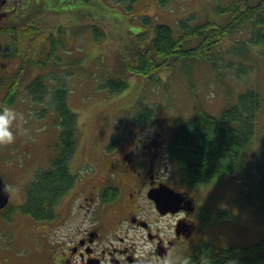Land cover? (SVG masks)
I'll return each mask as SVG.
<instances>
[{"label": "rangeland", "instance_id": "rangeland-1", "mask_svg": "<svg viewBox=\"0 0 264 264\" xmlns=\"http://www.w3.org/2000/svg\"><path fill=\"white\" fill-rule=\"evenodd\" d=\"M236 1L171 0L166 5H158L157 0H140L131 8L127 1L121 4L114 0L107 7L84 9L87 16L82 20L69 16L58 18L63 22L57 23L56 19L46 17L37 27L53 35L56 44L50 47L53 54L43 69H37L36 76L43 78L51 91L45 96L47 103H40L30 94L29 84H23L21 95L16 99L14 107L24 114L25 120L17 122L15 142L4 144L0 156V175L11 192L8 210L0 211V223L3 224V215L10 209L12 214H21L28 185L40 172L50 169L62 149L61 127L52 106L55 89L67 91L68 106L78 115V145L69 164L76 184L61 200L58 214L70 212L74 200L88 189L97 153L116 137L136 138L140 134L144 138L142 133L150 134L162 123L172 141L180 128L201 110L220 117L225 109L238 104L242 94L252 90L260 96V109L254 137L244 151L249 167L247 174L207 184L200 193L207 195L204 203L225 202L226 212L210 205L215 215L226 213L229 218L226 229L233 236L231 240H236L223 247L247 246L264 239V200L256 189L261 179L258 167L264 168V46L251 45L253 24L225 37L211 61H181L173 68L160 71L159 81L155 82L147 81L144 76H131L128 89L121 93H110L102 86L104 67L115 69L120 51L123 52L124 34L131 32L137 36L147 32L146 44L160 24L171 27L175 36L180 34L179 22L183 20H188L192 27L206 21L225 24L228 17L218 10ZM148 9L153 23H147L148 19L142 15ZM51 11L59 12L58 4ZM94 27L98 30L96 34ZM262 27L264 29V25ZM100 31H104L105 36H101ZM40 38L35 46V59L39 60ZM32 45L24 35L19 46L23 58L26 51L32 56ZM253 199L257 202L250 205ZM223 216L225 214L220 217ZM60 236L58 232L55 240ZM38 239L33 243L34 248L28 245L25 246L28 251H22L33 263L36 258L45 259L50 246L44 236L39 235Z\"/></svg>", "mask_w": 264, "mask_h": 264}, {"label": "flooded vegetation", "instance_id": "flooded-vegetation-1", "mask_svg": "<svg viewBox=\"0 0 264 264\" xmlns=\"http://www.w3.org/2000/svg\"><path fill=\"white\" fill-rule=\"evenodd\" d=\"M112 1L0 0V106L7 98H13L16 104L21 95L22 86L16 94L10 88L24 62L32 65L22 84H33L38 79L37 69H43L39 58L35 59L38 31L31 36L32 56L29 58L26 51L23 58L19 46L24 34L20 30L35 28L46 17L57 23L63 22L58 18L69 16L82 20L87 16L84 9L107 7ZM116 1H127L132 7L140 0ZM157 3L162 4L161 0ZM56 4L60 11L54 13L51 9ZM142 15L147 23H153L149 9ZM55 42L54 38L53 44H45L44 51L50 54ZM142 134L144 138L140 134L136 138L116 137L97 153L93 179L67 214H58L56 209L55 217L46 221H36L23 210L12 214L10 209L4 214L0 223V264H154L170 250L192 257L207 244L226 248L223 246L236 241L226 229V213L215 215L211 210L210 205L224 210V200L204 203L207 195L200 193L203 186L189 182L172 158L171 141L162 123L150 134ZM4 147L0 144V156ZM153 196L168 203L164 209L158 207ZM169 208L170 212L163 213ZM58 232L61 236L55 240ZM39 235L48 239L50 246L45 259L36 258L33 263L22 251H28V245L34 248Z\"/></svg>", "mask_w": 264, "mask_h": 264}, {"label": "trees", "instance_id": "trees-1", "mask_svg": "<svg viewBox=\"0 0 264 264\" xmlns=\"http://www.w3.org/2000/svg\"><path fill=\"white\" fill-rule=\"evenodd\" d=\"M168 2L161 0L162 5ZM218 13L226 15L228 22L218 24L206 21L192 27L188 20H183L179 22L181 32L178 36H175L171 27L160 24L155 27L153 37L146 44L147 33L137 36L131 32L124 34L126 43L123 52L120 51L121 55L118 50L120 56L117 66L113 70L103 66L102 86L110 93H121L128 89L131 76H144L147 81L155 82L159 81L160 71L173 68L181 61H211L223 39L249 23L255 26L250 36L251 45L264 46V0H238L227 8L219 9ZM94 29L96 34L98 30ZM37 31L35 43L41 36L38 45L42 52L39 64L44 67V59L53 54V51L50 54L44 51L45 44H53V36H48L37 26L20 30V33L31 40L32 34ZM100 32L101 36H105L104 31ZM27 63L24 62L23 69L14 78L10 88L12 94L18 92L28 76L32 63ZM28 90L36 102L47 103L45 96L50 95L51 89L44 84L43 78L37 79ZM52 94V106L61 127L62 149L52 161L50 169L40 172L26 189V202L21 208L36 221L52 220L61 200L76 184L69 164L78 145V115L69 108L64 88L55 89ZM14 104L13 98L5 100V105ZM259 109L260 96L250 90L239 97L238 104L225 109L220 117L201 110L190 119L180 128L170 145L172 158L181 168L183 176L198 186L222 182L233 175L245 176L249 167L244 151L254 137ZM258 170L261 179L256 189L264 200V168L260 165ZM256 202V199L250 200V205ZM205 253L213 258L214 264H225L227 259L234 257L239 259L240 264H264V239L252 245H233L228 248L207 244L192 255L193 264H200L201 255Z\"/></svg>", "mask_w": 264, "mask_h": 264}, {"label": "clouds", "instance_id": "clouds-1", "mask_svg": "<svg viewBox=\"0 0 264 264\" xmlns=\"http://www.w3.org/2000/svg\"><path fill=\"white\" fill-rule=\"evenodd\" d=\"M25 116L16 107L4 105L0 106V144H11L15 142L18 121H24ZM154 264H193L191 255H176L174 251H168L157 258ZM200 264H214L213 258L205 253L201 255ZM225 264H240L238 258H230Z\"/></svg>", "mask_w": 264, "mask_h": 264}, {"label": "water", "instance_id": "water-1", "mask_svg": "<svg viewBox=\"0 0 264 264\" xmlns=\"http://www.w3.org/2000/svg\"><path fill=\"white\" fill-rule=\"evenodd\" d=\"M153 199L156 201L160 209H164L165 205L168 204L161 197L153 196ZM10 200H11V192L9 191L8 185L5 182V180L0 176V211L8 207V205L10 204ZM164 211L165 212L163 213L166 214L170 212V208L165 209Z\"/></svg>", "mask_w": 264, "mask_h": 264}]
</instances>
